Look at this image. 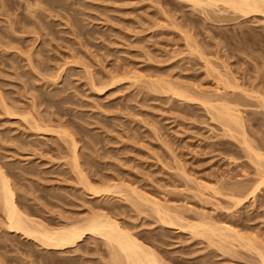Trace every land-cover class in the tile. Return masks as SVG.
Returning a JSON list of instances; mask_svg holds the SVG:
<instances>
[{
	"label": "rangeland",
	"instance_id": "obj_1",
	"mask_svg": "<svg viewBox=\"0 0 264 264\" xmlns=\"http://www.w3.org/2000/svg\"><path fill=\"white\" fill-rule=\"evenodd\" d=\"M201 3L0 0V167L31 224L107 216L162 264H264V14ZM118 251L10 232L0 193V264Z\"/></svg>",
	"mask_w": 264,
	"mask_h": 264
},
{
	"label": "bare ground",
	"instance_id": "obj_2",
	"mask_svg": "<svg viewBox=\"0 0 264 264\" xmlns=\"http://www.w3.org/2000/svg\"><path fill=\"white\" fill-rule=\"evenodd\" d=\"M185 1H190L195 4L205 1L208 5L223 2L233 8V10L235 9L243 12L244 15L256 12L264 14V0ZM0 190L10 232L20 233L30 238L38 239V241L40 240L42 244L56 247V249L74 245L91 234L99 235L104 237L107 242L113 246V248L119 250L118 252L123 254L126 264H162L152 249L144 246V244L138 241L137 238H135V236H133L130 232L122 229L119 223L110 220L107 216H100L96 218H93L92 216L91 219L85 220L82 223L76 222L77 224H73L68 227L65 226L63 229H49L41 226L40 224H31L32 221L28 219L26 214H23L18 208L15 201V192L12 190L10 180L1 167ZM252 194L254 195L253 192ZM249 246L250 245H248V247Z\"/></svg>",
	"mask_w": 264,
	"mask_h": 264
}]
</instances>
